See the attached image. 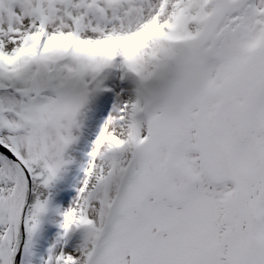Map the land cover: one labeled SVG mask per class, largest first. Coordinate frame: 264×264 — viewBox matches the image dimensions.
<instances>
[{
    "label": "snow or ice",
    "instance_id": "obj_1",
    "mask_svg": "<svg viewBox=\"0 0 264 264\" xmlns=\"http://www.w3.org/2000/svg\"><path fill=\"white\" fill-rule=\"evenodd\" d=\"M0 264H264V0H0Z\"/></svg>",
    "mask_w": 264,
    "mask_h": 264
}]
</instances>
